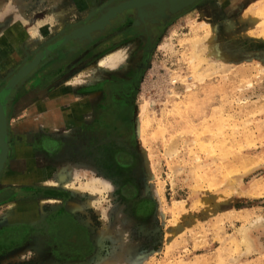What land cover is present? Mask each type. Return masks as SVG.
Returning <instances> with one entry per match:
<instances>
[{
  "label": "rangeland",
  "instance_id": "374dc122",
  "mask_svg": "<svg viewBox=\"0 0 264 264\" xmlns=\"http://www.w3.org/2000/svg\"><path fill=\"white\" fill-rule=\"evenodd\" d=\"M96 4L73 11L56 0H0V76L87 19ZM112 33L98 41L117 39ZM132 38L118 48L86 47L79 55L95 61L84 74L96 77L125 56L129 62L138 51ZM111 53L119 56L100 66ZM139 77L129 109L132 191L121 195L118 177L79 158L69 186H27L31 194L16 195L42 189L51 198L46 212H77L91 252L56 261L10 248L0 264H264V0L195 1L163 27ZM34 87L28 109H43L50 89ZM25 110L14 121L31 117ZM28 119L43 130L40 112Z\"/></svg>",
  "mask_w": 264,
  "mask_h": 264
},
{
  "label": "flooded vegetation",
  "instance_id": "af4514ba",
  "mask_svg": "<svg viewBox=\"0 0 264 264\" xmlns=\"http://www.w3.org/2000/svg\"><path fill=\"white\" fill-rule=\"evenodd\" d=\"M69 1L56 0L57 5L62 9L67 8L73 11L85 9L95 2L97 4L94 7L95 10L86 15L87 19L72 25L68 30L60 32L43 43L42 48L35 50L31 57L22 61L7 77L0 76V113L5 125L1 141L6 148V158L0 171V178L20 173L24 159L23 153L27 150L26 144L23 143L43 138V130L40 126L30 131L21 124H12L14 116L20 109L31 107L28 97L33 85L40 87L39 89L42 85L45 89H51L61 87L66 81L75 80L71 90L75 99L70 109L78 110L72 116V122L67 123L70 125L67 135L74 140L72 158L74 161L79 158L86 159L90 169L94 170L96 162L102 163L104 174L108 171L110 177L114 175L120 179L118 192L123 195L122 193L133 190L127 179V169L129 162L134 161V157L130 154L127 145L129 136H131L129 134V109L132 108L137 80L147 62L149 50L163 27L190 6L172 14L165 21L147 25L141 23L135 25V18L124 12L112 24L90 38L64 43V35L76 26L90 22L111 3L120 0H71V3ZM68 3L69 6H67ZM111 31H113L112 34H118L117 39L110 37L102 43L98 41ZM131 37L136 38L138 51L129 62L127 61L128 56H125L114 66L105 68L106 71H102L96 77L90 73L84 74L88 71L85 66L95 61L79 55L84 54L86 47L96 44L95 47L113 45V48H118L128 43ZM26 49L28 48L23 47L22 51L30 53ZM72 53L73 56L65 57ZM35 59L36 63L28 73L9 84L10 79L21 66ZM81 76L83 77L80 78ZM64 108L68 109V107ZM14 190L9 187L1 193L3 195L10 192V198L15 196V192L12 193ZM125 197L127 196L124 195ZM28 203L30 202L23 203L24 213H21V208H18L12 212L9 220L0 225V253L10 248L26 247L38 253L42 260L45 256L60 261L65 258L84 257L91 252L93 243L88 238V232L86 236L85 229L83 232L81 224L75 219L77 212L73 213L63 209L46 212L44 201V207L41 214H38V220L33 222L23 217L26 211L35 212L33 206ZM63 235L67 237L66 240H62Z\"/></svg>",
  "mask_w": 264,
  "mask_h": 264
},
{
  "label": "crops",
  "instance_id": "0c3cea01",
  "mask_svg": "<svg viewBox=\"0 0 264 264\" xmlns=\"http://www.w3.org/2000/svg\"><path fill=\"white\" fill-rule=\"evenodd\" d=\"M74 81H66L61 87L51 88L49 94L47 95L46 93L45 98H43V109H27L24 111L31 114V117L27 116L30 119L39 112L40 115H43V138L23 143L26 144L27 150L23 153L24 159L23 163H21L20 173L0 178V206L7 204L6 209L0 212V225L9 220L12 212L19 208L16 205L14 207V205L9 204L14 202L26 204V202H30L28 204L33 206L35 212L29 213L26 211L23 217L35 222L39 218L38 214H41L43 210V202L51 200L49 196L43 198L42 189L36 196H26L31 194V189L25 187L43 184L53 185L55 182L59 186H63L65 183L68 186L70 185L74 175L73 172L77 170L72 158L74 140L67 135L70 130V125L67 123L72 122V116L78 110L70 109L75 99L73 91H71ZM64 107H68V109ZM42 110L43 114H41ZM28 118L24 122L17 123V121H12V124H21L25 129L32 131L37 127V124L29 121ZM39 126L42 128V124ZM61 136L63 137L61 138ZM60 172L61 175L65 176L63 180L59 179ZM43 177L45 178L44 182ZM17 186L20 189L17 190ZM9 187L15 189L13 192L11 191L12 193L15 192V196L10 198V192L3 195L1 193V191H6ZM21 192L26 194L24 195L25 197L19 198L16 196L17 193ZM53 199H56L55 196ZM20 210L21 213H24V209L21 208Z\"/></svg>",
  "mask_w": 264,
  "mask_h": 264
},
{
  "label": "bare ground",
  "instance_id": "6f19581e",
  "mask_svg": "<svg viewBox=\"0 0 264 264\" xmlns=\"http://www.w3.org/2000/svg\"><path fill=\"white\" fill-rule=\"evenodd\" d=\"M188 1L189 0H137L135 2L130 1L128 2V4L123 3V2L119 3L120 1L111 3L104 11L101 12V14L98 17L94 18L89 24L85 26L76 27L75 30L73 29L72 31L75 33V36H70V39H68L70 41H67V42H72V41L78 42V41H83V40L90 38L93 33L101 31L102 29H105L107 26L112 24L114 20L116 19V17L118 16L116 11L119 12L118 14L124 13L125 12V10H123L124 8H126V10H133V12L138 13L139 15L138 20L142 24L147 25V24H152L156 22L157 20H161L164 16L170 14V10L172 11L176 7L181 6L182 4ZM130 3H133V6H135L136 9H128L129 7L128 5H130ZM64 37H66V39L69 38L66 35ZM66 39H65V42H66ZM189 41H190V44H193V45L196 44V42L194 43V40L193 41L189 40ZM116 56H119V53L109 54L107 57L99 61V65H106L108 62L109 63L113 62L114 60L117 59L115 58ZM193 59H194V56H192V58H190L189 61L192 62ZM35 63H36V60H32L31 62H28L23 67H21L18 70V72L10 79L9 84H12L19 77L28 73L33 68ZM194 71L197 77L201 78V73L198 71V69H194ZM82 77L83 76H81L80 78ZM3 132H4V125L2 123L1 115H0V149H1L0 150V162H1V158L3 154L5 153V149H6L5 146H3L4 144L1 141ZM63 176H60V177L63 178ZM85 187H89V186L85 184ZM94 189H96V187L92 185V191Z\"/></svg>",
  "mask_w": 264,
  "mask_h": 264
},
{
  "label": "water",
  "instance_id": "95a60500",
  "mask_svg": "<svg viewBox=\"0 0 264 264\" xmlns=\"http://www.w3.org/2000/svg\"><path fill=\"white\" fill-rule=\"evenodd\" d=\"M130 1H137V0H120L119 3L123 2V3H127L130 2ZM196 0H189L188 2L182 4L181 6H178L176 7L174 10H170V14L164 16L161 20H157L156 22L158 21H165L166 19H168L172 14H176L180 11H182L184 8L188 7V6H191L195 3ZM128 9H131V6L128 7ZM123 10H125V13H128V14H131L139 23H141L139 20H138V13H135L133 12V10H126V8H124ZM101 14V13H100ZM99 14V15H100ZM97 34V32L93 33L91 36ZM66 43V42H64ZM1 115V114H0ZM1 120H2V123L4 125V118L1 116ZM4 129H5V125H4ZM4 146V145H3ZM5 158H6V152L3 154L2 158H1V162H0V171L2 170L3 168V165H4V161H5ZM89 257H92V256H88L86 257L87 259H89Z\"/></svg>",
  "mask_w": 264,
  "mask_h": 264
}]
</instances>
